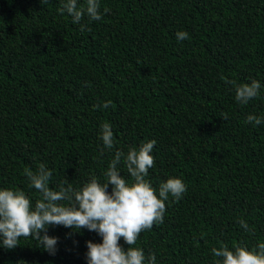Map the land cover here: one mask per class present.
I'll use <instances>...</instances> for the list:
<instances>
[{
	"label": "trees",
	"instance_id": "1",
	"mask_svg": "<svg viewBox=\"0 0 264 264\" xmlns=\"http://www.w3.org/2000/svg\"><path fill=\"white\" fill-rule=\"evenodd\" d=\"M64 2L0 0V189L24 191L34 207L42 194L26 170L44 164L50 188L79 189L106 181L117 150L154 139L146 179L157 194L170 177L187 191L169 196L163 223L133 247L156 264H217L212 248L264 242V123H246L264 117V0H99L102 20L81 24L58 12ZM253 79L261 95L239 104L228 81ZM104 122L115 146L101 154ZM118 168L131 183L123 158ZM48 235L55 255L21 237L14 249L0 245V264H87L86 242H102L64 226Z\"/></svg>",
	"mask_w": 264,
	"mask_h": 264
},
{
	"label": "clouds",
	"instance_id": "2",
	"mask_svg": "<svg viewBox=\"0 0 264 264\" xmlns=\"http://www.w3.org/2000/svg\"><path fill=\"white\" fill-rule=\"evenodd\" d=\"M41 2L46 3L47 0ZM109 11L108 8L103 10L104 14ZM58 12L70 15L73 24H81L85 16L89 21H100L103 18L99 0H85V3L79 5L78 0H66ZM81 30H84L83 25ZM176 35L178 40L188 38L186 31H179ZM228 83L235 85V100L241 105H247L261 95L262 85L258 80ZM111 103L106 101L103 105H93V110L101 107L106 109ZM246 123L258 126L264 123V117L249 114ZM100 139L103 143L101 154L105 149L114 148L115 138L109 122L100 125ZM156 143L153 139L138 148L129 147L126 154L117 150L105 173L106 181L100 182L93 176L79 189H74L68 180L59 190L50 188L52 171L44 164H39L35 172L26 170L30 187L41 193L42 198L33 207L24 191L0 189V245L14 249L20 245L21 237H32L43 250L55 255L58 238L49 236L48 228L64 226L87 229L102 237L101 243L91 240L86 242L87 264H156L155 254L146 256L143 249L133 245L142 231L151 230L154 224L163 223L169 196L179 201L187 191V185L181 178L170 177L160 184L157 194V189L146 179L149 169L154 166L151 153ZM122 158L132 178L131 183L121 175L118 168ZM65 201L67 204L62 203ZM239 223L246 232L250 231L246 221L241 219ZM121 237L129 246L127 249L120 245ZM211 252L215 257L222 258L217 264H264V242L252 250L240 245H234V250H230L227 245L221 244L220 248H212Z\"/></svg>",
	"mask_w": 264,
	"mask_h": 264
}]
</instances>
